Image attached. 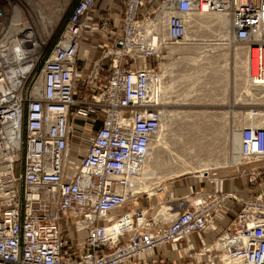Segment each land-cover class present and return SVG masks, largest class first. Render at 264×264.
<instances>
[{
    "label": "built area",
    "instance_id": "built-area-1",
    "mask_svg": "<svg viewBox=\"0 0 264 264\" xmlns=\"http://www.w3.org/2000/svg\"><path fill=\"white\" fill-rule=\"evenodd\" d=\"M96 2L76 0L48 53L38 49L20 75L34 30L3 39L20 7L0 0V264H131L207 233L215 239L205 253L218 264H264V188L241 196L208 172L201 177L212 187L186 196L170 220L132 221L133 183L161 124L158 70L136 61L179 44L194 14L224 15L248 49L251 85L264 89V0H123L118 28L100 29L101 60L87 73L78 51L98 30ZM245 115L237 176L250 189L264 176V102ZM228 206L233 218L216 225Z\"/></svg>",
    "mask_w": 264,
    "mask_h": 264
},
{
    "label": "rangeland",
    "instance_id": "rangeland-1",
    "mask_svg": "<svg viewBox=\"0 0 264 264\" xmlns=\"http://www.w3.org/2000/svg\"><path fill=\"white\" fill-rule=\"evenodd\" d=\"M101 1L97 0L94 9L98 12V30L83 41L85 43L90 39L92 44L89 47L81 43L78 51V58L81 60L79 65L84 64L87 73L93 71L97 61L101 60L102 51L96 45L100 41L104 43L100 29L115 32L122 12L123 0H110V5L99 8ZM16 2L19 4L23 20L28 21L34 30L40 52L48 53L53 39L66 21L76 0H16ZM32 10L36 13L34 22L31 19ZM56 12L58 18L52 16ZM159 16L161 15L157 12L158 31L163 35L164 24ZM214 16L194 14L190 17V28L186 37L179 44L159 47L154 58L136 61V65L144 63L154 66L158 74L163 76L159 79L162 78L161 84L166 93L163 99L161 98L160 112L163 110L166 115V128L164 126L162 130H158L153 137V140L158 139V142L150 146L151 159L146 164L148 168L150 165V171H147L145 181L149 179L151 172L156 174L150 181L149 187H151L138 192L140 197L132 203L137 213V218L132 219L134 223L146 214L155 217L159 222L170 220V214L177 211L174 207L183 203L185 205L186 196L191 192L190 187L204 175L197 173L201 168L197 169L196 166L209 164L208 172L212 173V179L223 178V182L228 176L235 177L237 168L241 169L237 162L239 147L237 148L238 143L235 145V142L239 140L241 128L249 123V118L245 115L249 104L262 102L243 100L246 97L243 89H256L250 83L247 84V75H245V83L234 68V59L235 62L243 61L238 57L233 58L234 48L239 47L238 49L242 51L245 47L233 41L228 25L224 32L218 31ZM44 22H46L45 27ZM48 22H51V26H47ZM43 27L45 30L41 32L40 28ZM244 61L248 64L247 57ZM40 67L41 65H38L33 80L37 77ZM247 71L248 66L244 74ZM238 83L241 84L240 89ZM238 92H242L241 97H235ZM230 101L236 103L231 105ZM258 113L261 115L260 112ZM255 122L260 123V119H255ZM193 143H196V147ZM189 146L193 147L192 150ZM23 154L21 151L17 171L21 169ZM186 158L187 161H184ZM182 191L186 193L178 194ZM148 200L152 203L149 207ZM165 206H170L175 211H167Z\"/></svg>",
    "mask_w": 264,
    "mask_h": 264
},
{
    "label": "crops",
    "instance_id": "crops-1",
    "mask_svg": "<svg viewBox=\"0 0 264 264\" xmlns=\"http://www.w3.org/2000/svg\"><path fill=\"white\" fill-rule=\"evenodd\" d=\"M108 5H110V0H102L101 7L99 8ZM89 42H91L90 39ZM85 43L86 45L89 44L88 42ZM234 53L235 51L233 50V58H234ZM243 53L244 52L241 50L238 52L239 57L241 59H243L244 57ZM238 86L240 89L241 84L238 83ZM239 94L240 92H238L235 95V97H238ZM234 103L236 102H232L230 104L233 105ZM236 120L239 121V119ZM209 177L210 178L213 177L212 173H209ZM261 181L262 183L260 185H254L250 187V189H248L243 186L242 184L243 181L241 178H238L236 172L235 177L232 176L226 177V181L223 182L222 186L223 189L227 191H231L233 189H239L241 191V196H247L251 191L256 192L257 189L259 190L264 188V176L261 178ZM211 187L212 184L209 180L200 177L197 183L190 187V191H191L190 194L194 191H206L209 190ZM185 193L186 191H182V193L179 192L178 194L183 195ZM148 202L149 203L147 204V206L149 207V205H152V203L150 200H148ZM221 212H222L221 215H219L215 221L216 225L219 226H221L222 224L233 218L235 214V209L233 207L228 206L225 207ZM214 239H215V235L212 233L203 234L202 236L194 235L183 240L182 242L176 245H167L163 250L158 249L153 253L146 255L144 258H140L134 261L131 264H144L145 262H147L148 264H218L217 261L213 259L210 254L205 253L204 250V248L210 245Z\"/></svg>",
    "mask_w": 264,
    "mask_h": 264
},
{
    "label": "bare ground",
    "instance_id": "bare-ground-1",
    "mask_svg": "<svg viewBox=\"0 0 264 264\" xmlns=\"http://www.w3.org/2000/svg\"><path fill=\"white\" fill-rule=\"evenodd\" d=\"M43 1H47V0H43ZM67 2V1H66ZM65 2V3H66ZM29 4V3H28ZM63 6H64V4H62ZM36 9L37 10H39V8L38 7H36ZM34 10V9H33ZM32 10V12H31V19L33 20V22H34V18H35V16H36V13L34 12ZM62 11V10H61ZM58 13L56 12L55 13V15H52L54 18H58L56 15H57ZM44 15V14H43ZM199 15V14H198ZM45 16V15H44ZM46 17V16H45ZM207 17V16H206ZM206 17H204V18H206ZM44 18V17H43ZM162 18H163V16H162ZM45 19V18H44ZM213 19L215 20V24L217 25V28L219 29L218 31H220V32H224V29L226 28V26L228 25V23H229V18L227 17V16H222V15H215L214 17H213ZM213 19H211V20H213ZM52 20V19H51ZM189 20H191V19H189ZM200 20V19H199ZM213 20V21H214ZM48 21V20H47ZM206 21V20H205ZM209 22V21H208ZM45 24H46V22H44V27H45ZM37 25V24H36ZM29 26H31L30 24H29V22L28 21H25V20H23V18H22V12H21V10H19V9H17V10H15L14 11V13H13V15L11 16V21H10V25H9V27H8V30H7V32H5V34H4V36H3V39L4 38H7V37H9L10 35H13V36H16V35H19V34H25L26 35V32H25V29L27 28V27H29ZM47 26H51V22H48V25ZM215 26V25H214ZM44 27L43 28H40L41 30V32L43 31V30H45L44 29ZM216 27V26H215ZM12 28H13V30H12ZM230 29V28H229ZM34 34V32L32 33V35ZM44 35V34H43ZM226 36H227V34H226ZM33 38V37H32ZM41 40V42H43L42 41V39H40ZM40 42V43H41ZM86 44V43H85ZM13 47L14 48H17V46H16V43L15 42H13ZM39 49V43H37L36 42V40H34V39H31V51H30V53L28 54V60L25 62V63H28V64H26V66L24 67V68H22V69H20L19 71H16L15 73H17V74H23V73H25L27 70H28V68H29V66H30V64H31V62L32 61H34V59H35V54H36V52H37V50ZM243 50V54H244V57H243V61H238V62H240V63H238V62H235L236 60L234 59V68L236 69V72H238L237 74H238V76H239V78L242 80H244V82H245V75H247L248 76V71H247V73L246 74H244V70L247 68V66H248V70H249V57H248V49H244V48H242ZM234 51H235V53H234V57H238V58H240L239 57V54H238V52L240 51L238 48H234ZM245 57H247V63L248 64H245L244 62V60H245ZM17 60V58H14V62ZM242 60V59H241ZM167 64V63H166ZM165 64V65H166ZM162 68V67H161ZM166 68V67H165ZM165 68H164V70H165ZM160 72H161V70H160ZM240 72V73H239ZM159 73V72H158ZM162 76V74H158V76H157V81H158V83H157V87H158V90L160 91V102H161V100L163 99V95H164V93H166V90L164 89V87L162 86V84H161V80L160 79H162V78H160L159 79V77H161ZM237 76V77H238ZM163 77V76H162ZM248 80H249V76H248V78H247ZM246 79V80H247ZM247 80V84H249L250 83V81H248ZM246 83V82H245ZM246 84V85H247ZM39 85H40V82H39ZM39 85L37 86V87H39ZM250 85H251V83H250ZM252 86V85H251ZM242 90V89H241ZM246 90V92H244ZM243 89V94L246 96L245 97V99H243L244 101H259V102H264V89H258V88H256V89H253V88H251V89ZM236 92V91H235ZM242 93V92H241ZM241 93L239 94V97H241ZM247 93V94H246ZM258 94H260V95H262V96H257ZM252 97H254L253 98V100H252ZM162 98V99H161ZM238 101V100H237ZM167 103V102H166ZM232 103V102H231ZM238 103V102H237ZM161 104V103H160ZM260 112H262V111H260ZM171 114V113H170ZM169 114V115H170ZM259 114V113H258ZM260 115V114H259ZM165 118H166V115H165V113H164V111L162 110L161 111V124H160V129L162 130L163 129V127L165 126ZM169 120V119H168ZM166 122H167V120H166ZM249 124V123H248ZM251 125H253L252 123H251ZM247 126V125H246ZM165 128H166V126H165ZM159 129V130H160ZM160 132V131H159ZM157 133V132H156ZM161 134V133H160ZM160 134H159V136H160ZM239 134H240V132H239ZM155 136V135H154ZM158 137V136H157ZM156 137V138H157ZM234 140V139H233ZM154 142L156 143V142H158V139H156L155 141L153 140V138H152V141H151V143H150V146H152L153 144H154ZM238 143V145H237V148L239 147V140H238V142H235V145ZM194 144V143H193ZM195 145V147H196V143L194 144ZM184 146V145H183ZM197 146L199 147V144H197ZM192 148L193 147H190L189 146V149L190 150H192ZM150 149H152V147L150 148ZM235 149V148H234ZM195 150V149H194ZM198 150V149H197ZM151 151V150H150ZM196 151V150H195ZM150 156H151V152H149V156H148V159H147V161L148 162H146L145 163V165H144V167H143V169H142V172H141V174L139 175V177L136 179V181H134V183H133V185H134V191H138V192H140L141 190H148V188H150L149 187V185H150V181H151V179L155 176V172L154 173H152L151 172V174H150V177H149V179L147 178V180L145 181V178H146V176L148 175V173H147V171H150V165H149V168H148V165L146 166V164L147 163H149V160L151 159L150 158ZM190 158V157H189ZM184 161H187V158L184 160ZM209 161V160H208ZM180 162H182V161H180ZM237 162H239L240 163V157H239V155H238V159H237ZM189 163V162H188ZM188 163H185V164H188ZM209 165V164H208ZM208 165L206 166V165H200V166H196L195 168H197V169H199V168H201V170H197V173H206V172H208L209 171V168H208ZM219 166V165H218ZM211 167V166H210ZM194 167L192 166V168L191 169H193ZM195 172H196V170H195ZM152 174H153V176H152ZM159 180V179H158ZM163 180V179H162ZM156 181V180H155ZM147 182V183H146ZM160 182V181H159ZM153 184L155 183V182H152ZM156 183H157V181H156ZM166 208H167V211H168V209H170L171 207L169 206H165ZM165 211V210H164ZM175 211V210H174ZM172 216H173V214H172ZM168 217V216H167Z\"/></svg>",
    "mask_w": 264,
    "mask_h": 264
}]
</instances>
